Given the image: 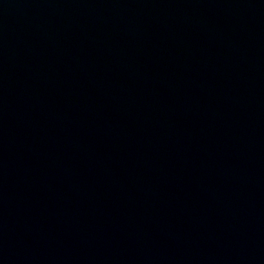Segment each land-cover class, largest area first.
<instances>
[{
  "label": "water",
  "instance_id": "1",
  "mask_svg": "<svg viewBox=\"0 0 264 264\" xmlns=\"http://www.w3.org/2000/svg\"><path fill=\"white\" fill-rule=\"evenodd\" d=\"M0 264H264V0H0Z\"/></svg>",
  "mask_w": 264,
  "mask_h": 264
}]
</instances>
